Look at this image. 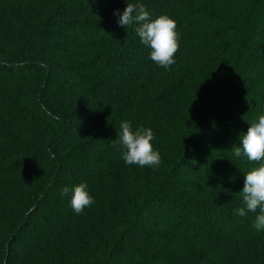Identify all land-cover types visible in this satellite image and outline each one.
<instances>
[{"label": "trees", "instance_id": "trees-1", "mask_svg": "<svg viewBox=\"0 0 264 264\" xmlns=\"http://www.w3.org/2000/svg\"><path fill=\"white\" fill-rule=\"evenodd\" d=\"M127 3L175 20L168 69ZM260 115L264 0H0V264H264L259 208L233 215ZM124 121L158 166L124 162Z\"/></svg>", "mask_w": 264, "mask_h": 264}, {"label": "clouds", "instance_id": "clouds-1", "mask_svg": "<svg viewBox=\"0 0 264 264\" xmlns=\"http://www.w3.org/2000/svg\"><path fill=\"white\" fill-rule=\"evenodd\" d=\"M119 15L118 23L121 26L138 25L135 32L142 44L148 46L150 59L157 65L168 69L175 63L174 55L179 48V37L176 32V22L167 15H162L155 20L150 19V13L144 4H130L123 13ZM155 138L150 128H137L133 131L132 122L124 121L120 125L118 138L115 144L121 145L126 151L123 153L124 162L128 165L158 166L161 156L158 151L153 150L152 141ZM232 151L235 157L243 154L249 162H259V166L249 170L244 176V186L239 193L242 197L244 207L235 209L233 215L241 217L247 212L258 214L254 221L257 230L264 229V115L251 123L247 133L241 134L239 146L233 145ZM87 184L80 183L71 189L70 205L75 214L79 215L84 209L94 203V199L87 191ZM69 189L65 187L61 195H67Z\"/></svg>", "mask_w": 264, "mask_h": 264}]
</instances>
